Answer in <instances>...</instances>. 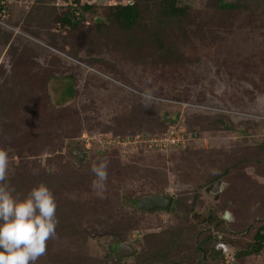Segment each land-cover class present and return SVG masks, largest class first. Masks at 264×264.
<instances>
[{
  "label": "rangeland",
  "instance_id": "rangeland-1",
  "mask_svg": "<svg viewBox=\"0 0 264 264\" xmlns=\"http://www.w3.org/2000/svg\"><path fill=\"white\" fill-rule=\"evenodd\" d=\"M180 3L192 11L163 48L106 23L109 6L69 31L51 0L4 4L7 180L17 196L44 183L57 201L56 236L35 264H221L214 241L241 251L254 243L264 225V0ZM160 109L174 118L162 131ZM169 135L180 140L165 150L148 141ZM102 161L107 179L96 188L91 169ZM217 175L227 185L213 196ZM160 194L175 196L171 209L138 207ZM226 210L233 221L218 223ZM111 239L134 253L117 258ZM236 264H264V247Z\"/></svg>",
  "mask_w": 264,
  "mask_h": 264
},
{
  "label": "clouds",
  "instance_id": "clouds-1",
  "mask_svg": "<svg viewBox=\"0 0 264 264\" xmlns=\"http://www.w3.org/2000/svg\"><path fill=\"white\" fill-rule=\"evenodd\" d=\"M8 166V152L0 149V264H35L56 236V197L44 183L26 195H15L7 180ZM91 170L96 177L93 186L103 188L107 162L94 164Z\"/></svg>",
  "mask_w": 264,
  "mask_h": 264
},
{
  "label": "trees",
  "instance_id": "trees-1",
  "mask_svg": "<svg viewBox=\"0 0 264 264\" xmlns=\"http://www.w3.org/2000/svg\"><path fill=\"white\" fill-rule=\"evenodd\" d=\"M55 2L56 0H51V6L56 8L57 5H55ZM125 2H127V0ZM125 2L124 4L107 5L103 1L89 3L79 0L80 18H77L70 9L58 8L60 10L59 15L54 17L53 20H55V22H61L65 26L68 25L67 28L70 27V30L68 29L69 31H77L76 29L86 22L84 18L88 13H91V11L93 12L94 9L96 10L100 7L109 6L111 10L104 9L103 13L106 23L112 25L116 24L122 29L133 33L134 40L136 41H142L139 36V34H141L144 41L148 40L158 43V45L163 48V39L167 38V32L175 31L174 29H177L175 28L176 26L182 28L183 23L189 18L192 11V7L181 4L180 0H144V4L141 3V0H128L127 3ZM223 7L231 8L233 4L225 3ZM101 24L102 22L99 25ZM76 56L78 55L76 54ZM158 114L162 117L157 122V124H159L158 129L161 128L159 130H165L168 124L174 122V118L170 117V113L167 110L160 109L158 110ZM224 128H229L228 124L225 123ZM156 133L162 132L157 131ZM219 177L221 176L217 175L215 181L218 180ZM253 231L255 232V234L252 235L254 243L243 251L237 248L235 244L236 240L227 241L218 239L214 241L213 260L219 259L221 264H225L223 253L217 249V245L221 242L230 247L234 257V264H236L238 258L252 253H259L264 247V225L256 226Z\"/></svg>",
  "mask_w": 264,
  "mask_h": 264
},
{
  "label": "built area",
  "instance_id": "built-area-1",
  "mask_svg": "<svg viewBox=\"0 0 264 264\" xmlns=\"http://www.w3.org/2000/svg\"><path fill=\"white\" fill-rule=\"evenodd\" d=\"M82 1L95 3L97 0H82ZM6 2H8V0H0V17L4 19L7 16V11L5 9L6 7L4 6ZM55 5L65 9L72 10L74 14L77 16V18H80L79 0H56ZM179 140L180 137H175L173 135H169L167 137H158V138L153 137L151 139H148V141L150 142L151 141L155 142L156 147H161L162 150L168 149L167 145L172 146L177 142H179ZM217 249L223 253L225 264H234V257L232 255V251L227 244L221 242L217 245Z\"/></svg>",
  "mask_w": 264,
  "mask_h": 264
},
{
  "label": "water",
  "instance_id": "water-1",
  "mask_svg": "<svg viewBox=\"0 0 264 264\" xmlns=\"http://www.w3.org/2000/svg\"><path fill=\"white\" fill-rule=\"evenodd\" d=\"M77 155H80L79 156L80 159H83L85 157L84 152L78 153ZM225 185H226V183L223 182L222 185L220 186V190H223ZM173 200H174L173 195H170L168 197L150 195V196H146V197L140 199L138 201L137 205L140 208H148V209L165 208V209L169 210L172 207ZM223 218L229 219V220L233 219L231 217L230 211H226ZM133 253H134V248L131 245H128L126 243H120L119 249H118V254L120 256H125V255H129V254H133Z\"/></svg>",
  "mask_w": 264,
  "mask_h": 264
},
{
  "label": "flooded vegetation",
  "instance_id": "flooded-vegetation-1",
  "mask_svg": "<svg viewBox=\"0 0 264 264\" xmlns=\"http://www.w3.org/2000/svg\"><path fill=\"white\" fill-rule=\"evenodd\" d=\"M223 182H225V181H219V180H216L215 182H214V184H213V186H212V188L210 189V193H211V195H213V196H218L220 193H222V191L224 190H220V186L222 185V183ZM226 183V182H225ZM226 185H227V183H226ZM226 185L224 186V188L226 187ZM171 194H169V195H163V194H160V195H158V196H164V197H168V196H170ZM144 198V197H143ZM175 201H176V199H175V196H174V200H173V203H172V206H173V204L175 203ZM138 203V202H137ZM140 208V207H139ZM141 209H145L146 211L148 210V211H158V210H161V209H165V208H154V209H148V208H141ZM171 209V208H170ZM166 210H168V209H166ZM226 211H229V210H226ZM226 211H225V213H226ZM210 216L207 218V221L208 222H212L213 220H215V218H216V215L214 214V212L213 211H210V214H209ZM234 219V218H233ZM233 219L232 220H229V219H226L227 221H233ZM224 218H221V219H219V220H217V222L218 223H223L224 225H227V221H226ZM113 242H115L116 244H117V246L114 248V247H112L111 246V244L113 243ZM118 242V241H117ZM115 240H113V239H111V241L109 242V243H106L105 244V247H106V249L107 250H109V252L110 253H112L113 255H115V256H117V258H123V256H120L119 254H118V250L117 249H119V245H120V243H126V242H121V241H119L118 243H117ZM126 244H128V245H131V244H129V243H126ZM132 246V245H131Z\"/></svg>",
  "mask_w": 264,
  "mask_h": 264
}]
</instances>
